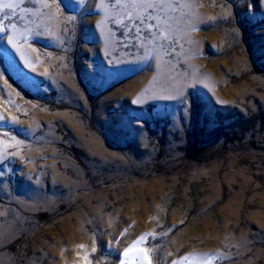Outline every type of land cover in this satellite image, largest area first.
Returning <instances> with one entry per match:
<instances>
[{
  "label": "rangeland",
  "instance_id": "rangeland-1",
  "mask_svg": "<svg viewBox=\"0 0 264 264\" xmlns=\"http://www.w3.org/2000/svg\"><path fill=\"white\" fill-rule=\"evenodd\" d=\"M0 116V264H264V0H0Z\"/></svg>",
  "mask_w": 264,
  "mask_h": 264
},
{
  "label": "snow or ice",
  "instance_id": "snow-or-ice-1",
  "mask_svg": "<svg viewBox=\"0 0 264 264\" xmlns=\"http://www.w3.org/2000/svg\"><path fill=\"white\" fill-rule=\"evenodd\" d=\"M8 7H10V5H8ZM3 117L0 116V121H3ZM144 238L141 237V240H143ZM78 247L83 250L85 248V245L80 244L78 245ZM93 251H95V249H93ZM141 252H143L144 258L147 260V264H152V261L149 257V253L147 249H140ZM128 253L125 252V255H127ZM82 264H92V261L89 259V254L87 252L84 253V255L82 257H80ZM210 264V262H209Z\"/></svg>",
  "mask_w": 264,
  "mask_h": 264
}]
</instances>
